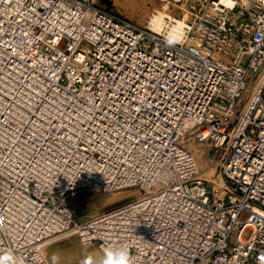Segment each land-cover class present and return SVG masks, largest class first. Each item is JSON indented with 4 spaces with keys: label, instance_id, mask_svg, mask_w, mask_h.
<instances>
[{
    "label": "built area",
    "instance_id": "obj_1",
    "mask_svg": "<svg viewBox=\"0 0 264 264\" xmlns=\"http://www.w3.org/2000/svg\"><path fill=\"white\" fill-rule=\"evenodd\" d=\"M159 8L155 31L100 0H0V254L50 264L75 234L96 261L264 264V0ZM81 194L103 206L78 218Z\"/></svg>",
    "mask_w": 264,
    "mask_h": 264
},
{
    "label": "rangeland",
    "instance_id": "obj_2",
    "mask_svg": "<svg viewBox=\"0 0 264 264\" xmlns=\"http://www.w3.org/2000/svg\"><path fill=\"white\" fill-rule=\"evenodd\" d=\"M100 2L109 11L117 14L120 18L124 20L133 22L136 25H146L147 18H148L147 13H149V10L150 9L152 10L153 7L159 8V6H161V0H100ZM65 44H66V40L62 41L60 46L64 47ZM243 63H246V59L243 61ZM198 159L201 165H204L205 158L203 155H201V152H198ZM132 195H134L132 191L113 192L108 195H103L102 198H103L104 204L115 205L119 203V201L128 199ZM96 197L97 196L95 195L81 194L74 198L72 205H73V208L77 212L78 218L88 217L89 215L97 212L103 206L99 204V200ZM246 217H247L246 213H242L240 216L241 220L243 221L246 219ZM251 232H252L251 229L248 228L244 231L243 236L245 238H248L251 235ZM69 236L70 235L65 236L61 239L55 240L53 242L60 243L61 241L66 239V237H69ZM230 241L234 242L235 238L231 237ZM80 243H78V246L80 250L81 249L83 250V251L81 250V255H82L81 261H83V259L87 256V254L85 253V250L89 246L90 247H93V246L92 245L86 246L87 244H80ZM57 245L61 247H65V246L71 245V243L70 244L60 243ZM93 248L97 250L95 247ZM47 254L49 255V253ZM80 264H82V262Z\"/></svg>",
    "mask_w": 264,
    "mask_h": 264
},
{
    "label": "bare ground",
    "instance_id": "obj_3",
    "mask_svg": "<svg viewBox=\"0 0 264 264\" xmlns=\"http://www.w3.org/2000/svg\"><path fill=\"white\" fill-rule=\"evenodd\" d=\"M166 14H167L166 11H164L161 8L155 7L152 10L150 9L149 13H147V15H149V20L147 22L148 26L155 31L161 30L164 24ZM168 35L173 39H176L178 37V33L176 32L175 29L169 31ZM77 242L80 243V241L77 239V236L73 234L70 235L69 237H66V239L60 242V243H68V244L71 243V245L69 246L61 247L57 245L60 243H56V242L49 243L45 247L46 252L49 253V255L47 254L49 263L50 264H80L82 262L81 261L82 249L80 250ZM88 245H92L97 250L89 246L85 250V253L87 254V256H93L95 259H97L100 256V251L94 244H87L86 246Z\"/></svg>",
    "mask_w": 264,
    "mask_h": 264
},
{
    "label": "clouds",
    "instance_id": "obj_4",
    "mask_svg": "<svg viewBox=\"0 0 264 264\" xmlns=\"http://www.w3.org/2000/svg\"><path fill=\"white\" fill-rule=\"evenodd\" d=\"M0 264H22L12 253L0 254ZM82 264H134L128 246L108 247L103 250V256L96 261L93 256H86Z\"/></svg>",
    "mask_w": 264,
    "mask_h": 264
}]
</instances>
